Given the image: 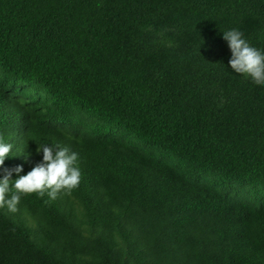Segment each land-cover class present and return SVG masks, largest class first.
Listing matches in <instances>:
<instances>
[{
  "label": "trees",
  "instance_id": "trees-1",
  "mask_svg": "<svg viewBox=\"0 0 264 264\" xmlns=\"http://www.w3.org/2000/svg\"><path fill=\"white\" fill-rule=\"evenodd\" d=\"M231 29L264 50V0H0V179L39 144L82 174L0 209V264H264V85Z\"/></svg>",
  "mask_w": 264,
  "mask_h": 264
},
{
  "label": "clouds",
  "instance_id": "clouds-1",
  "mask_svg": "<svg viewBox=\"0 0 264 264\" xmlns=\"http://www.w3.org/2000/svg\"><path fill=\"white\" fill-rule=\"evenodd\" d=\"M223 39L227 41L232 53L229 61L232 70L250 77L257 85H264V50L252 46L237 29L223 31ZM37 151H42L43 161L27 175L13 181V172L19 174L23 167L4 169L6 174L0 179V209L15 214L19 211L22 196L36 194L43 198L47 195L55 200L60 195H71L78 189L82 179L78 153L58 144H39ZM10 155H14L13 144L6 143L0 133V167Z\"/></svg>",
  "mask_w": 264,
  "mask_h": 264
}]
</instances>
